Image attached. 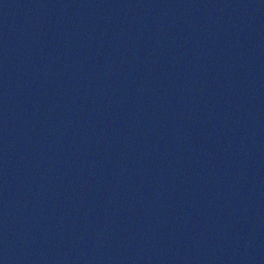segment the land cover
I'll list each match as a JSON object with an SVG mask.
<instances>
[{"label":"water","instance_id":"water-1","mask_svg":"<svg viewBox=\"0 0 264 264\" xmlns=\"http://www.w3.org/2000/svg\"><path fill=\"white\" fill-rule=\"evenodd\" d=\"M0 264H264V0H0Z\"/></svg>","mask_w":264,"mask_h":264}]
</instances>
